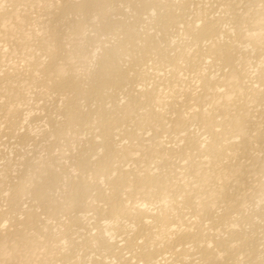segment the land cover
Returning <instances> with one entry per match:
<instances>
[{"label": "bare ground", "instance_id": "6f19581e", "mask_svg": "<svg viewBox=\"0 0 264 264\" xmlns=\"http://www.w3.org/2000/svg\"><path fill=\"white\" fill-rule=\"evenodd\" d=\"M0 264H264V0H0Z\"/></svg>", "mask_w": 264, "mask_h": 264}]
</instances>
